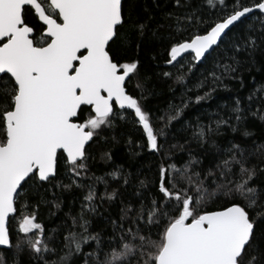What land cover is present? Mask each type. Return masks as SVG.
<instances>
[{
    "label": "snow or ice",
    "instance_id": "obj_1",
    "mask_svg": "<svg viewBox=\"0 0 264 264\" xmlns=\"http://www.w3.org/2000/svg\"><path fill=\"white\" fill-rule=\"evenodd\" d=\"M206 3L219 5L221 18L209 22L198 8L167 13L175 35L169 39L165 63L176 68L177 81L183 84L194 68L207 65L197 87L209 90L196 95L195 103L211 98L219 86L227 88L225 79L243 87L242 69L254 63L257 51L264 52V0H232L231 10L226 0ZM130 4L131 0H0V247L15 249L14 255L27 247L35 264H72L78 254L84 256V264H264V181L256 182L264 175V144L248 152L231 143L224 149L226 158L207 172L195 170L201 160L191 153L179 167L168 163L171 157L160 138L192 99L170 106L175 114L158 118L164 128L155 126L153 113L143 103L150 91L147 78L140 75V61L127 55L133 33L139 50L149 26L133 15ZM175 4L191 7L188 0ZM163 75L170 78L173 73ZM247 101L245 105L237 96L232 115L218 119L215 127L198 123L193 139L203 145L222 126L239 131L252 104L264 105V85ZM129 110L145 137L140 146L163 153L152 181L156 194L137 192L138 202L121 208L119 223L110 221L113 233L105 238L99 231L89 232L86 217L98 210L97 193L89 185L60 249L51 246L53 237L44 234L35 211L22 216L18 230L25 235L13 243L9 218L18 203L26 207L32 193L39 195L45 184L71 187L57 180L61 166L74 178L87 175L91 142L114 130L117 117L126 119ZM251 115L264 121L262 109ZM242 134L252 135L246 128ZM128 143L138 142L129 136ZM253 155L260 163L250 165ZM105 157L111 159L110 152ZM109 175L130 182L119 169ZM209 180L215 185L211 190ZM140 188H147L145 181H140ZM118 195L113 189L100 200ZM219 200L223 203L210 210ZM76 227L80 230H73ZM89 241L96 247L85 253ZM46 254L57 258L48 260ZM0 264H5L3 251Z\"/></svg>",
    "mask_w": 264,
    "mask_h": 264
},
{
    "label": "trees",
    "instance_id": "obj_2",
    "mask_svg": "<svg viewBox=\"0 0 264 264\" xmlns=\"http://www.w3.org/2000/svg\"><path fill=\"white\" fill-rule=\"evenodd\" d=\"M188 2L191 7L182 9L177 8L175 0H131L130 7L133 15L138 17L141 22H147L149 27L140 43L139 50L136 48V34L133 33V42L127 47V55L140 61V75L147 78L146 86L150 91L145 94L143 103L146 105V110L153 113L157 128H164L165 123L158 119L159 117L175 114L170 106H182L181 101L191 97L192 102L183 108L180 119L173 120L170 125L164 128L165 134L160 138V141L163 144L164 153L171 157L168 163H176L179 167L189 160V153H191L192 156L201 160V164L197 165L195 170L200 171L203 168L207 172L209 167L226 158L224 149L230 147L231 143L240 144L248 152H253L256 146L264 144V121L259 119V115H251V112H256L257 109L264 110V105L258 102L252 104L250 112L247 113V120L239 131L233 132L230 127L222 126L220 131L213 134L209 141L203 145L193 139V131L198 123L201 125L211 124L215 127V122L218 119L228 118L232 115L233 101L237 96L243 98L247 105L249 94L264 85V52L257 51L254 63L250 67L246 66L242 69L243 87L236 80L225 79L224 84L227 85V88L219 86L211 98L195 103L196 95L203 96L209 90L208 87H197L203 79L201 73L207 65L202 64L199 68H194L183 84L177 81L176 68L165 63L169 58L166 52L169 47V39L175 35L170 27L173 25V20L168 18L167 13H184L198 8L199 13L209 22L221 18L222 13L219 11V5L213 8L206 3V0H188ZM242 2L248 4L250 0H242ZM226 4L231 10L232 0H226ZM30 19L35 22L33 18L30 17ZM233 31H237V29H233ZM115 47H120L119 41ZM188 59L190 60V57ZM165 72H172L173 75L170 78L166 77L163 75ZM184 72L187 73V68L184 69ZM135 83L136 78L134 77L129 85L130 91H134ZM256 99L257 101L259 99L258 92ZM124 115L126 116L124 120L117 117L114 130L103 132L101 138H96L91 142L90 170L87 175L78 179L74 178L61 166L57 180L64 185H71V187L65 189L45 184L46 191L41 189L39 195L33 192L26 207L21 206L22 202L18 203L17 212L9 218L13 243L17 238L22 239L25 235L18 230L22 216L35 211L36 222L43 226L44 234L53 237L51 246L60 249L63 236L67 235L69 229L72 228V217L80 212L81 205L84 203L83 197L87 195L89 185H94L98 206L96 213L88 214L86 217L91 222L89 232L99 231L105 238L113 233V225L110 221L119 223L121 208L130 201L138 202L137 192L144 196L156 194L157 188L152 181L157 178L158 166L163 153H153L146 147H141L140 145L145 143L142 129L135 125L134 114L130 110ZM232 123L235 121L233 120ZM245 128L252 133L251 136H243ZM129 136L138 143L129 144ZM109 152L111 159L105 157V153ZM258 163H260L259 156L250 157V165ZM117 169L128 176L130 181L128 184H125L120 176L113 178L109 175ZM93 176L104 179L96 181L92 179ZM74 179H76V183H73ZM140 181H145L147 188L141 189ZM261 181H264V175L260 176L259 181L256 182ZM206 183L210 184V180ZM77 184L83 185V187H78ZM214 187V184H210V190ZM113 189L119 193L114 200H100L106 191L111 192ZM222 203L223 201L219 200L217 204L210 205L209 208L210 210L215 209ZM73 230L79 231L80 229L76 227ZM95 247V241H89L83 251L91 252ZM0 251L4 252L5 264H35L27 247L19 255H14L15 249L8 251L1 249ZM58 254L63 255V252ZM56 258V255L46 254L48 260ZM72 264H84V256L78 254L73 258Z\"/></svg>",
    "mask_w": 264,
    "mask_h": 264
},
{
    "label": "water",
    "instance_id": "obj_3",
    "mask_svg": "<svg viewBox=\"0 0 264 264\" xmlns=\"http://www.w3.org/2000/svg\"><path fill=\"white\" fill-rule=\"evenodd\" d=\"M13 215H14V214H12L11 216H13ZM11 216H10V217H11ZM1 249H3V248H2V247H0V250H1Z\"/></svg>",
    "mask_w": 264,
    "mask_h": 264
},
{
    "label": "rangeland",
    "instance_id": "obj_4",
    "mask_svg": "<svg viewBox=\"0 0 264 264\" xmlns=\"http://www.w3.org/2000/svg\"><path fill=\"white\" fill-rule=\"evenodd\" d=\"M18 229H19V225H18Z\"/></svg>",
    "mask_w": 264,
    "mask_h": 264
}]
</instances>
